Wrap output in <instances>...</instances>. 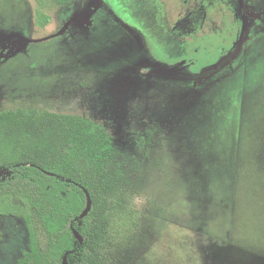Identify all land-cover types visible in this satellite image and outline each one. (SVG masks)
Returning <instances> with one entry per match:
<instances>
[{
	"label": "rangeland",
	"instance_id": "374dc122",
	"mask_svg": "<svg viewBox=\"0 0 264 264\" xmlns=\"http://www.w3.org/2000/svg\"><path fill=\"white\" fill-rule=\"evenodd\" d=\"M99 2L0 0V112L81 115L112 135L132 174L116 264H264V0H235L239 42L196 78L152 62ZM0 225V264H16L26 227Z\"/></svg>",
	"mask_w": 264,
	"mask_h": 264
},
{
	"label": "trees",
	"instance_id": "16d2710c",
	"mask_svg": "<svg viewBox=\"0 0 264 264\" xmlns=\"http://www.w3.org/2000/svg\"><path fill=\"white\" fill-rule=\"evenodd\" d=\"M131 179L112 135L93 120L36 109L0 113V216L20 218L28 233L16 264H63L66 253L70 264H116L111 216ZM83 187L92 209L80 218L87 206ZM4 237L0 225V242Z\"/></svg>",
	"mask_w": 264,
	"mask_h": 264
},
{
	"label": "flooded vegetation",
	"instance_id": "af4514ba",
	"mask_svg": "<svg viewBox=\"0 0 264 264\" xmlns=\"http://www.w3.org/2000/svg\"><path fill=\"white\" fill-rule=\"evenodd\" d=\"M98 1L103 4L99 11L124 24L152 62L190 78L219 67L239 42L240 3L235 0Z\"/></svg>",
	"mask_w": 264,
	"mask_h": 264
},
{
	"label": "water",
	"instance_id": "95a60500",
	"mask_svg": "<svg viewBox=\"0 0 264 264\" xmlns=\"http://www.w3.org/2000/svg\"><path fill=\"white\" fill-rule=\"evenodd\" d=\"M27 43H29V41H25V44H27ZM50 174H52V173H50ZM83 189H84V192L86 193V196H87V206L84 209V211L82 212V214L80 215V218L86 217L89 214V212L91 211V209H92V197H91L89 191L85 187H83ZM73 231H74L75 236L81 242H83L84 238L81 235V233L75 228L73 229ZM67 255H68V253H66V255L64 256L63 264H70L69 261H68V256Z\"/></svg>",
	"mask_w": 264,
	"mask_h": 264
},
{
	"label": "snow or ice",
	"instance_id": "6c2138e0",
	"mask_svg": "<svg viewBox=\"0 0 264 264\" xmlns=\"http://www.w3.org/2000/svg\"><path fill=\"white\" fill-rule=\"evenodd\" d=\"M0 54H2V53H0Z\"/></svg>",
	"mask_w": 264,
	"mask_h": 264
}]
</instances>
